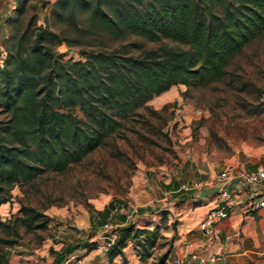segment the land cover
<instances>
[{
  "label": "trees",
  "instance_id": "trees-1",
  "mask_svg": "<svg viewBox=\"0 0 264 264\" xmlns=\"http://www.w3.org/2000/svg\"><path fill=\"white\" fill-rule=\"evenodd\" d=\"M57 4L63 7L61 18L70 24L81 4L88 20L114 38L135 35L161 44L145 49L126 42L85 52L83 59H65L56 48L68 39L28 22L0 66V108L7 114L0 126V207L10 200L14 185L81 162L138 109L173 86L198 88L222 80L233 59L264 36V0H57ZM123 205L114 198L98 214L105 218ZM20 210L23 217L18 220L28 229L45 226L41 219L45 216L34 208L23 205ZM4 226L0 214V229ZM145 232L133 226L119 228L109 259L122 254L131 237ZM140 244L150 256L156 239ZM74 248L63 246L54 264Z\"/></svg>",
  "mask_w": 264,
  "mask_h": 264
},
{
  "label": "rangeland",
  "instance_id": "rangeland-1",
  "mask_svg": "<svg viewBox=\"0 0 264 264\" xmlns=\"http://www.w3.org/2000/svg\"><path fill=\"white\" fill-rule=\"evenodd\" d=\"M62 9L57 0H0V66L30 20L68 39L56 48L65 59H83L85 52L126 42L145 49L161 44L135 35L114 38L88 20L81 4L74 11L75 23L70 24L61 18ZM164 43L177 45L170 40ZM6 116L0 108V126ZM263 145L264 36L233 59L222 80L198 88L173 86L138 109L81 162L64 172L49 171L30 183L14 185L10 200L0 207L5 222L0 229V264H52L53 252L66 239L72 240L69 243L81 239L75 219L114 198L134 207L150 202L141 189L146 173L161 181L176 173L188 186L200 182L207 171ZM159 204L152 201L145 206L158 211L164 208ZM23 205L43 214L45 226L28 229L18 220ZM166 212L164 208L161 213Z\"/></svg>",
  "mask_w": 264,
  "mask_h": 264
},
{
  "label": "crops",
  "instance_id": "crops-1",
  "mask_svg": "<svg viewBox=\"0 0 264 264\" xmlns=\"http://www.w3.org/2000/svg\"><path fill=\"white\" fill-rule=\"evenodd\" d=\"M246 154L200 175L202 180L190 184L198 183L190 190L185 188L176 173L162 178V181L161 178L155 179L154 174L149 176L146 173L142 178V191L151 199L150 202L160 203L167 212L161 213L164 208L151 211L149 206H145L150 202L134 207L124 201L123 206L111 210L105 218L98 211H103L108 205L91 214L86 213L79 221L75 219L74 226L83 234L81 239L73 243H69L72 241L70 238L66 239L63 246L73 245L75 248L58 264H158L163 256L162 264H171L174 258L188 257L193 252L205 256L215 254L216 260L207 264H264V208L248 212L246 202L253 193L239 183L230 185L232 205L229 217L217 222L210 235L204 234L199 226L208 211L218 204V188L214 180L219 172L229 165L249 170L264 166V145ZM106 222H111L118 229L133 226L146 229V232L139 237H131L122 254L110 260L107 253L95 247ZM153 239H156V246L149 250L151 255L147 256L148 251L140 243ZM61 249L53 252L52 264ZM193 264L202 263L195 261Z\"/></svg>",
  "mask_w": 264,
  "mask_h": 264
},
{
  "label": "built area",
  "instance_id": "built-area-1",
  "mask_svg": "<svg viewBox=\"0 0 264 264\" xmlns=\"http://www.w3.org/2000/svg\"><path fill=\"white\" fill-rule=\"evenodd\" d=\"M233 182L239 183L247 191L253 193L252 197L246 202V209L248 212L264 208V166H259L256 169H241L235 165H229L224 170L218 173L214 180V185L218 188V204L211 208L206 214L205 218L200 222V229L206 235H210L213 231L214 225L230 215L231 209V191L230 185ZM198 186L186 185L187 190ZM118 236V227L111 222L103 224L99 232V242L97 247L104 253L114 245ZM216 260L215 254L208 256L201 255L197 252L191 253L188 257H176L171 264H193L199 261L202 264L213 262Z\"/></svg>",
  "mask_w": 264,
  "mask_h": 264
}]
</instances>
